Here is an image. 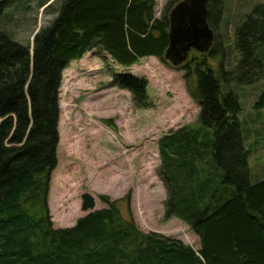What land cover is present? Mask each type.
Segmentation results:
<instances>
[{
	"label": "trees",
	"instance_id": "obj_1",
	"mask_svg": "<svg viewBox=\"0 0 264 264\" xmlns=\"http://www.w3.org/2000/svg\"><path fill=\"white\" fill-rule=\"evenodd\" d=\"M182 1L171 0L159 18L156 0H66L54 22L35 35L32 49L0 30V264H264V180L252 181L242 108L232 90L264 82V4L255 5L235 31L239 61L232 71L201 63L184 67L196 77L199 128L180 129L159 142L169 187L166 219L189 224L200 249L142 231L118 202L102 198L108 208L96 210L90 195L82 197L88 214L74 227L58 229L52 222L49 195L65 70L95 50L123 68L162 59L170 7ZM11 5L0 0V19ZM207 9L215 42L201 56L224 58L225 47L216 42L221 0H209ZM112 78V87L130 92L136 107H151L145 79ZM253 109L264 110V89Z\"/></svg>",
	"mask_w": 264,
	"mask_h": 264
},
{
	"label": "rangeland",
	"instance_id": "obj_2",
	"mask_svg": "<svg viewBox=\"0 0 264 264\" xmlns=\"http://www.w3.org/2000/svg\"><path fill=\"white\" fill-rule=\"evenodd\" d=\"M47 1L50 0H12L0 19V30L32 49L35 35L54 22L66 0H51L45 5ZM170 3L171 0H156V16L162 17ZM221 3L216 42L224 45L225 57L193 52L192 69L201 63L216 72L223 65L225 71H232L239 61L235 31L255 5L264 1ZM176 6L170 7V13ZM184 67H174L165 57H149L123 68L108 54L95 50L65 70L60 90L58 165L51 177L49 195L55 228H72L85 217L88 213L82 210V197L90 195L96 210L108 208L102 198L118 202L123 214L128 217L131 213L142 231L200 249V239L189 224L179 217L166 219L169 187L159 152L164 136L183 128H199L200 106L192 95L196 77L192 69ZM113 74L145 79L151 107H136L130 92L112 87ZM263 89L264 82L232 89L242 108L239 119L255 183L264 180V110L253 109Z\"/></svg>",
	"mask_w": 264,
	"mask_h": 264
},
{
	"label": "water",
	"instance_id": "obj_3",
	"mask_svg": "<svg viewBox=\"0 0 264 264\" xmlns=\"http://www.w3.org/2000/svg\"><path fill=\"white\" fill-rule=\"evenodd\" d=\"M208 0H184L170 14L169 46L165 59L174 67L183 65L193 50L206 54L214 43L207 21Z\"/></svg>",
	"mask_w": 264,
	"mask_h": 264
},
{
	"label": "flooded vegetation",
	"instance_id": "obj_4",
	"mask_svg": "<svg viewBox=\"0 0 264 264\" xmlns=\"http://www.w3.org/2000/svg\"><path fill=\"white\" fill-rule=\"evenodd\" d=\"M192 52L189 53V57H188L187 61L183 65H181V67H183V66H190L191 67V65L194 63L195 60L193 58H190ZM189 59H190V61H189Z\"/></svg>",
	"mask_w": 264,
	"mask_h": 264
}]
</instances>
